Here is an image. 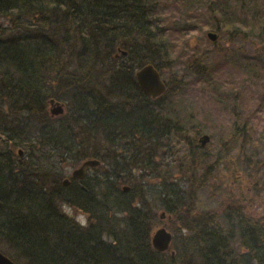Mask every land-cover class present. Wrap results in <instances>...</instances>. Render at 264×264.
Instances as JSON below:
<instances>
[{"label": "trees", "instance_id": "1", "mask_svg": "<svg viewBox=\"0 0 264 264\" xmlns=\"http://www.w3.org/2000/svg\"><path fill=\"white\" fill-rule=\"evenodd\" d=\"M170 1L163 13L167 0H0V251L15 264H264V215L248 211L264 156L244 184L251 117L238 94L258 86L264 107V55L217 63L204 51L208 31L213 51L220 38L264 45V0ZM178 62L172 85L163 73ZM149 63L166 83L157 98L135 78ZM200 81L197 98L234 116L215 166L235 163L226 176L236 189L215 209L197 206L217 177L200 166L198 138L221 126L185 107L196 97L185 87ZM177 144L186 151L169 163ZM86 159L99 164L64 185L65 168ZM161 211L176 225L165 252L151 244Z\"/></svg>", "mask_w": 264, "mask_h": 264}, {"label": "rangeland", "instance_id": "2", "mask_svg": "<svg viewBox=\"0 0 264 264\" xmlns=\"http://www.w3.org/2000/svg\"><path fill=\"white\" fill-rule=\"evenodd\" d=\"M168 3H170V0H167ZM176 6H173L171 3L169 6H166L165 8H163L162 12L166 13L170 10H175ZM191 45L193 47H197V40L195 38L191 39ZM215 51L212 50V48L210 47V43L208 42V48L204 51L209 52L207 54V56H209L208 59H205V61H211V60H218L217 63H221L222 61L224 63H228L229 61H231L232 63H236L239 64L240 60H243L245 58H247L248 60L250 59L251 56H260L259 53L261 55H264V45L263 44H258V42L255 40L252 42H244V41H236L234 44L233 42L231 43L230 41L224 39V38H220L218 41V44L216 46V48H214ZM206 56V58H207ZM247 56V57H245ZM228 62H225V61ZM203 61V59L201 60ZM181 68L182 65L180 62H178L174 68V73L173 71H171L170 69H166L163 73V77L165 79H169L172 80L171 84L173 85V79L176 75H174L175 73H180L181 72ZM213 69V66H212ZM170 70V71H169ZM219 73H221L223 70L219 69L218 70ZM235 74L238 73L237 70L233 69L232 70ZM200 75H202L201 71L199 72ZM195 74L187 76V79L193 81ZM250 82V81H249ZM247 82L246 85L249 83ZM222 87H226L225 84H221ZM247 88V90L244 89V91L242 90V88L239 89V95H240V99H242V105L240 106L241 109V114L242 116H246L247 118H249V116L251 117V121H249V131H250V135L252 140L250 139L248 142H246L245 144V148L247 151V155H248V160H247V164L245 166V173L243 174L242 179L244 178V184H246L248 182V180L250 178H248L250 176V174H252V172L254 171L255 167H253L254 163L257 162L258 160L260 161V158L262 159V157L264 156V145L262 144H257L256 142L253 141L254 138H259V137H264V107L260 105L259 107V92L260 89L255 86H252V88L245 86ZM185 89L187 91H190L192 95H196V97H191L188 98L187 104L185 105L186 108L189 109V114H192V117L196 119V117H201L202 113L205 110L209 111L210 115L214 116L216 123L219 124V126H221L220 128V132H216L214 133L213 137H211V140L206 144L205 147H201L203 149V151L205 153H203L202 151L198 150L199 154L202 156L206 155L205 160H201V162H205L206 163H200V166L202 165L205 169V167L208 166V164L212 163L214 165V169H215V173H216V180L215 182H213L210 186L205 187L203 190L200 191L199 193V197L197 200V206L200 209H215L218 208V206L221 204V202H223L225 199V195L230 191L229 186H231L233 188V191L236 189V187H233L232 185V180L233 178L231 177L229 180V177L231 176L232 171H234V165L235 163L231 160L232 158H235V156L237 155V150L239 146H236V148L233 146L230 154H229V159L231 160V162L228 163L231 164V166L229 167L230 170H227L224 168L225 162L220 161V164H216V159L218 158V151L219 149L222 147V145L220 146L221 142L225 141V139L228 136V130H229V125L228 123L232 122V119L234 118V116L232 114H230L229 112L222 110V105L215 108L213 101H209V102H203L200 101L198 97L202 96V92H207V89L202 85V82H196L194 84V82L192 84H189L185 87ZM243 94V95H242ZM258 100V101H257ZM196 103V105H195ZM234 102H232L231 104H233ZM199 105L202 107V109L204 110H199ZM232 105H230L231 107ZM53 107H55L54 105L50 106L49 108L52 109ZM195 107H197L196 109H194ZM259 108H261V112H257L259 110ZM198 109V111H197ZM223 127V128H222ZM226 128V129H225ZM224 129V132H223ZM211 132H213L212 129H210ZM201 136V134H200ZM223 141V142H224ZM186 145H182V144H177L174 147H172V153L170 155V153L168 154V161L170 163V161L172 163H174L173 159L175 157H179L181 158V153L184 151H186ZM217 152V153H216ZM217 156V157H216ZM225 159V158H224ZM175 160V159H174ZM229 160V161H230ZM185 161V160H184ZM258 161V162H259ZM177 162V161H176ZM183 162V160H182ZM233 164V166H232ZM73 169V167L68 166L65 168V174L68 176L70 175L71 170ZM202 169V168H201ZM213 169V170H214ZM264 171V170H262ZM213 172V174H214ZM263 173V172H262ZM226 174H228V176H226ZM261 175V174H260ZM226 177H228L226 179ZM235 192V191H234ZM230 193V192H229ZM252 195L254 197H252V203L250 204L249 202V212H251L254 216H258L260 217L261 215H264V175H263V184L259 181L257 188L251 192ZM254 193V194H253ZM249 201V200H248ZM65 210V212H67L70 216L74 217L75 220H77L79 223L81 224H85L86 223V217L84 214L68 207V206H64L63 208ZM163 211L159 212L158 215L161 216V213ZM162 221L161 224H165V227L172 232L173 230V226H176L174 224L171 223L172 220L168 221L170 218L167 217L166 213L165 216H163V218H160ZM161 224L157 225L156 227H160L162 226ZM155 227V228H156ZM157 228V229H158ZM173 233V232H172Z\"/></svg>", "mask_w": 264, "mask_h": 264}, {"label": "water", "instance_id": "3", "mask_svg": "<svg viewBox=\"0 0 264 264\" xmlns=\"http://www.w3.org/2000/svg\"><path fill=\"white\" fill-rule=\"evenodd\" d=\"M207 36L211 41H215L217 39V34L214 32H208ZM123 54H125V52H123ZM135 77L140 89L144 93L150 95L152 98H156L160 96L166 89V85L163 79L161 78L160 73L152 64H146L142 66L140 69H138L135 73ZM51 104L52 105L55 104L54 105L55 107L51 109V113L53 115H57L63 112V106L61 104L55 103L54 100H51ZM209 140H210V136L208 134H203L199 138L200 145L202 147L205 146L209 142ZM21 153L22 151L19 150V154ZM98 163L99 162L97 160H93V159L85 160L78 168H75L72 171V178L73 179L83 178L86 173V168L96 166L98 165ZM68 183H69V179L66 178L63 181V184L66 185ZM127 189H128L127 187L124 188L125 191ZM163 215L164 214H162V217ZM171 240H172L171 232L167 231V229L163 226L156 229L151 237L152 246L154 247V249L160 252L166 251L169 248L171 244ZM0 264H15V263L0 251Z\"/></svg>", "mask_w": 264, "mask_h": 264}]
</instances>
